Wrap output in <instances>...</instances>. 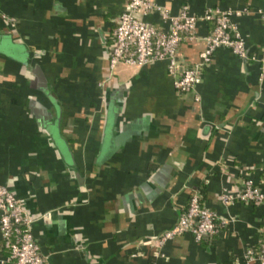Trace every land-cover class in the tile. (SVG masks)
<instances>
[{"label": "crops", "instance_id": "crops-1", "mask_svg": "<svg viewBox=\"0 0 264 264\" xmlns=\"http://www.w3.org/2000/svg\"><path fill=\"white\" fill-rule=\"evenodd\" d=\"M158 1L197 14L247 8L234 19L249 57L217 47L199 100L176 89L166 60L111 69L107 44L128 0H0V183L24 198L46 264H244L264 235V203L220 197L243 175L264 187V0ZM212 27L199 21L203 36ZM205 46L186 40L180 54L196 62ZM58 118L68 148L51 132ZM195 189L218 232L159 244ZM1 245L0 264H13Z\"/></svg>", "mask_w": 264, "mask_h": 264}, {"label": "built area", "instance_id": "built-area-1", "mask_svg": "<svg viewBox=\"0 0 264 264\" xmlns=\"http://www.w3.org/2000/svg\"><path fill=\"white\" fill-rule=\"evenodd\" d=\"M231 8L211 6L203 14L193 12L188 4L178 12L158 0H128L126 8L119 14L111 39L107 44L108 58L112 70L119 65L141 66L166 60L176 89L193 92L199 100L198 85L203 80L205 67L211 62L215 49L225 46L240 57L248 58L249 50L235 13ZM157 15L155 18L150 15ZM213 22L209 33L202 35L199 21ZM204 38L206 46L200 51V59L189 62L180 54V46L186 40ZM237 191L224 188L220 197L229 206L237 201L264 203V187L248 175L241 176ZM220 215L203 199L200 189H195L188 205L178 220L158 239L164 244L175 235L191 232L196 239H212L219 230ZM234 218L224 216L221 222L229 223ZM33 217L25 200L8 185L0 183V238L3 247L10 252L13 264H46L33 232ZM244 264H264V235L257 243L248 244L243 252Z\"/></svg>", "mask_w": 264, "mask_h": 264}, {"label": "water", "instance_id": "water-1", "mask_svg": "<svg viewBox=\"0 0 264 264\" xmlns=\"http://www.w3.org/2000/svg\"><path fill=\"white\" fill-rule=\"evenodd\" d=\"M11 42H12V41H11ZM12 43H13V44H12L13 46L10 45L11 50H14L16 47H17V48H18V47H21V49L25 52V54H26V55L28 54V49H27V47H26L25 44H23V43H18V42H12ZM6 52H7V54H9L10 56H12V57H14V58H17V59H20V60H22V61H24V62H27L26 59L20 58V57H18V56H16V55L12 54L10 50H8V51H6ZM51 132H52V134H53V137H54L56 143H57L61 148H63V146H64L65 148H68V144L66 143V141L64 140V138H62V136H61V134H60V132H59V118L56 120V122H55L53 128L51 129Z\"/></svg>", "mask_w": 264, "mask_h": 264}]
</instances>
